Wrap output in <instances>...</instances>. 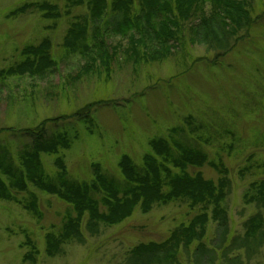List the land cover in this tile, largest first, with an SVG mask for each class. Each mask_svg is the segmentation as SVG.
<instances>
[{
    "label": "rangeland",
    "instance_id": "374dc122",
    "mask_svg": "<svg viewBox=\"0 0 264 264\" xmlns=\"http://www.w3.org/2000/svg\"><path fill=\"white\" fill-rule=\"evenodd\" d=\"M39 1L43 0H0V70L22 61V48L45 37L56 62L51 72L0 75L2 166L19 169L21 156L33 149L35 141L65 134L67 148L58 147L56 155H40L46 179L58 183L55 162L61 158L66 178L74 183H89L97 169L121 182L122 158L139 165L152 152V141L165 139L172 153L176 142L206 157L203 166H187L189 175L200 173L216 185L226 178L222 205L228 227L231 235H242L244 222L256 213L249 202L253 194L249 185L264 181V0H246L249 28L219 59L187 37L170 56L136 66L123 58L127 40L108 34L104 46L120 47L110 78L87 75L82 50L69 52L63 47L69 23L86 14L85 6L58 0L57 19H45L37 10L7 16L23 3ZM98 101L106 104L89 114L91 124L72 117ZM0 180L11 183L2 170ZM9 192L11 201L0 199V264H123L132 248L167 241L174 229L194 216L184 202L159 204L147 213L136 209L118 224L100 225L92 237L85 231L84 218L80 232L85 243L59 242L49 253L47 236L60 234L69 219H76L73 206L30 184L25 191L9 186ZM31 202L35 211L27 208ZM214 226L209 221L204 242L212 238ZM194 247L189 246L190 252ZM177 261L190 264L182 250ZM250 264H264V245Z\"/></svg>",
    "mask_w": 264,
    "mask_h": 264
},
{
    "label": "trees",
    "instance_id": "16d2710c",
    "mask_svg": "<svg viewBox=\"0 0 264 264\" xmlns=\"http://www.w3.org/2000/svg\"><path fill=\"white\" fill-rule=\"evenodd\" d=\"M57 1L23 3L7 16L18 17L37 10L45 19H57L61 14ZM68 2L85 6L87 12L69 23L63 47L69 52L82 50L81 57L88 61L87 75L94 73L108 78L120 49L119 44L116 49L104 46L108 34L127 40L129 47L122 51L123 58L139 66L141 62H159L170 56L172 49L183 45L187 37L202 45L215 59L222 58L235 48L239 36L247 31L251 22L246 0H113L109 5L107 0ZM21 56L22 61L0 70V75L32 76L55 69L47 37L37 45L24 46ZM105 104L104 101L90 103L71 116L91 124V113ZM69 145L67 136L58 134L44 143L42 139L35 141L33 149L21 156L19 169L11 170L13 166L3 167L0 163V170L11 181L7 186L0 180L1 200L13 199L9 186L25 191L30 184L42 193L57 195L70 203L78 214L76 219H69L60 234L47 236L49 253L65 241L84 244L85 238L80 232L84 218L85 231L92 237L98 235L100 225L118 224L136 209L147 213L155 205L184 202L194 211L189 222L174 229L165 242L135 246L125 255L123 264H179L177 253L180 250L187 255L190 264H250L259 255L264 245V181L249 185L253 192L249 202L255 206L256 213L244 222L242 235H231L222 205L228 181L223 178L216 185L204 180L200 173L189 175L185 170L187 166L200 167L206 161L204 154L194 148L173 142L176 153H172L165 139H156L150 144L152 152L143 156L139 165L127 157L119 161L121 182L97 169L89 183H74L66 178L62 159L57 158L58 183L50 182L41 169L40 155H56L58 147ZM27 208L35 211L36 205L31 202ZM209 221L215 224L213 235L204 242ZM192 244L195 247L190 252Z\"/></svg>",
    "mask_w": 264,
    "mask_h": 264
}]
</instances>
